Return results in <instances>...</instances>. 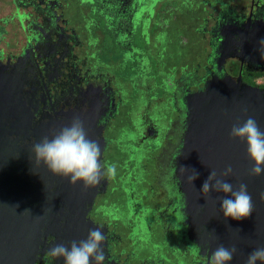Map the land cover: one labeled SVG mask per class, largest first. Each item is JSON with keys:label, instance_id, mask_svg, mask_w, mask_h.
Here are the masks:
<instances>
[{"label": "flooded vegetation", "instance_id": "af4514ba", "mask_svg": "<svg viewBox=\"0 0 264 264\" xmlns=\"http://www.w3.org/2000/svg\"><path fill=\"white\" fill-rule=\"evenodd\" d=\"M190 4L191 17L199 8L200 23L171 33L161 27L178 0H0V212H11L15 229L8 264H64L45 252L86 239L95 226L106 234L104 264H209V233L199 236L196 212L183 203L177 161L188 115L205 102L264 99L246 91L264 89V57L258 45L244 42L249 30L264 37V0ZM143 12L152 18L142 19L139 39L149 41L157 14L153 31L171 33L167 44L175 33L198 34L190 66L165 71L155 62L168 91L155 92L151 79L152 88L150 81L144 89L133 82L132 75L147 74L141 62L133 73L115 72L116 56L123 61V54L143 50L129 20ZM172 47L169 57L181 54ZM76 116L100 143L102 165H116L114 177L86 190L36 165L31 152ZM137 201L139 216L131 213ZM192 245H199L198 254Z\"/></svg>", "mask_w": 264, "mask_h": 264}, {"label": "water", "instance_id": "95a60500", "mask_svg": "<svg viewBox=\"0 0 264 264\" xmlns=\"http://www.w3.org/2000/svg\"><path fill=\"white\" fill-rule=\"evenodd\" d=\"M247 32L250 40L244 42L252 47L257 46L260 34L255 36L250 30ZM249 88L246 90L248 93L253 91L257 97L264 96V89ZM214 103L205 102L198 111L194 110V113L188 115L190 117L177 161L176 176L183 186L181 191L184 205H191L196 212L199 236L202 237L205 231L209 233L207 239L213 251L219 244L225 247L235 245L237 253L230 264H245L249 253L257 247H264V174H250L253 164L246 155V143L230 139L229 132L234 122L239 120L242 123L248 116L255 117L261 130H264V99L256 101L240 96L233 104L229 101L221 106ZM245 107L247 112L243 111ZM228 165L232 166L233 174L226 178L227 182L232 183L234 188L240 183L246 184L253 199L254 211L244 219L225 218L220 212L221 200L218 197L228 198L230 193H201L210 172L215 171L219 177ZM181 167L187 169L182 175L179 171ZM192 169L199 175L191 185L187 177L192 174ZM11 217L7 208L0 212V264H8L11 260V238L15 230L11 226ZM17 237L20 238V235Z\"/></svg>", "mask_w": 264, "mask_h": 264}, {"label": "clouds", "instance_id": "9594fccd", "mask_svg": "<svg viewBox=\"0 0 264 264\" xmlns=\"http://www.w3.org/2000/svg\"><path fill=\"white\" fill-rule=\"evenodd\" d=\"M258 51L264 57V37L257 41ZM241 47L238 49L241 51ZM247 112V108L243 109ZM230 139L243 140L246 143V155L252 162L250 169L252 176L264 174V130H261L257 120L253 116H248L242 123L237 120L233 123L230 132ZM31 152L36 165H43L50 173L62 178H70V185L77 182L82 183L83 189L98 186L106 177H114L116 165L101 163V145L97 140L88 136L80 117H73L71 122L51 135L43 136L38 142L33 143ZM180 168L181 175L186 171ZM233 174V168L228 165L220 173L219 177L215 171H211L204 181L201 193L207 195L210 191L229 194L228 198L218 197L221 200L220 212L225 218L240 220L252 215L254 203L248 186L240 183L234 188L232 183L226 178ZM194 169L188 175L187 182H192L198 177ZM18 207V205H17ZM24 212H30L25 209ZM102 226H95L89 229L87 238L83 240H73L69 244L58 243L45 252V255L53 261L56 258H63L64 264H104L105 250L102 247L106 240V234ZM194 254L200 251L199 245L190 247ZM237 253L235 245L225 247L223 244L217 245L212 251L209 264H230ZM264 264V247L255 248L246 258L245 264Z\"/></svg>", "mask_w": 264, "mask_h": 264}, {"label": "rangeland", "instance_id": "374dc122", "mask_svg": "<svg viewBox=\"0 0 264 264\" xmlns=\"http://www.w3.org/2000/svg\"><path fill=\"white\" fill-rule=\"evenodd\" d=\"M166 1H163L162 4H164ZM176 0H173V3H175ZM207 7V3H205ZM190 0H178V8L172 9V15H165L166 17V22H164L162 24V29H166L167 31H171V33H174L175 31H177L178 26L182 27V26H186V24L189 23H193V25L195 26L196 24L200 23V16L198 13V9L197 11H194V13H196V15L194 17H191V13L189 9H192V7H190ZM201 8V6H199ZM210 10V9H209ZM139 12V9L137 8L135 13L137 14ZM201 14V13H200ZM163 15V14H162ZM151 14L148 13H141L139 16L137 17H132L129 18V20L131 21V24H134L135 21V28L133 29V35H134V39L133 42L137 43L138 45L142 44V48L143 50H141V52L139 53H132V56L127 55V53L122 55V58L124 59L123 61L119 58V56H116L114 59V62L121 63L120 67H118L116 69V74L119 76H125L126 73H133L136 71V67L137 69L142 68V65H144V69L145 72H147V74H134L131 76V78L133 79V82L135 84H137L141 89L145 88V83L149 82L150 79L153 80L154 85H156V89L155 92L160 91V89L165 88L166 91L169 90V87H166L165 83L166 80L163 78V76L161 75V72L156 73V65L155 64H159L161 66V68L163 70H167L169 68V66H175L176 68H178L179 66L185 65V63L188 62V66L191 65V59L196 61V57H195V48L197 47V41H196V37H198V34L196 33V35H194V38H190L191 34L183 31L181 33V35H175L173 34V37H177L172 39V43L171 44H167L170 42V38L169 36L166 37L167 34H171V33H161L158 29H156L155 31H153L156 27L158 28L156 21L158 22L160 19H158L159 14L156 15V17L154 18L155 22L152 23L151 25V35H149V41L147 38H142L139 39V31L141 30V27L143 25V21L142 19L144 18V23L146 22L148 24V20L152 17H150ZM142 17V18H141ZM137 18V19H136ZM197 18V20H196ZM134 20V21H133ZM151 24V23H150ZM164 25V26H163ZM150 26V25H149ZM184 26V28H185ZM193 26V28H194ZM190 27V26H189ZM186 27L185 30L189 31L191 30V28ZM149 28V30H150ZM163 29V30H164ZM135 30V32H134ZM147 28L146 33H150V31ZM158 34L157 39H155V36ZM120 43H123V40L119 41ZM199 42V41H198ZM184 45V46H183ZM191 45H194V50L191 49ZM169 46H173L172 48L174 49V51L179 50L181 51V54L176 56V54H174L176 56L173 57H169ZM180 48V49H179ZM116 49H118L116 47ZM194 51V52H193ZM193 52V54H192ZM129 54V53H128ZM161 55V57L159 58V56ZM193 56V58H191V56ZM136 58L135 60L137 63L135 66H133V60L132 58ZM159 58V61H158ZM120 59V60H119ZM141 62V66H138ZM157 62V63H155ZM147 68V69H146ZM156 73V74H155ZM146 81V82H145ZM153 82L150 81V87H153ZM142 109H144V107H141ZM145 110H140L139 112L142 114ZM139 116V115H138ZM141 119V118H139ZM138 119V121H139ZM140 203V202H139ZM132 204V203H131ZM141 204V203H140ZM134 206H132L131 209V213H133V215L135 216H139V211H137L138 209V201L135 202L133 204ZM140 217H141V222L142 224L145 223V214L143 212L140 213Z\"/></svg>", "mask_w": 264, "mask_h": 264}]
</instances>
